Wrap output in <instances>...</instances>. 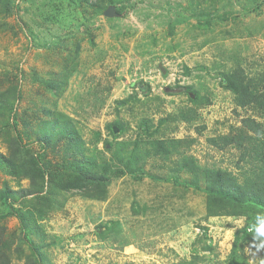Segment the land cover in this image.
Segmentation results:
<instances>
[{"label":"rangeland","instance_id":"rangeland-1","mask_svg":"<svg viewBox=\"0 0 264 264\" xmlns=\"http://www.w3.org/2000/svg\"><path fill=\"white\" fill-rule=\"evenodd\" d=\"M237 70L256 92L264 0H0V264L264 263L249 231L264 183L205 142L242 136L247 116L264 128L221 85ZM75 165L108 184L68 189ZM211 167L239 203L205 191Z\"/></svg>","mask_w":264,"mask_h":264},{"label":"trees","instance_id":"trees-1","mask_svg":"<svg viewBox=\"0 0 264 264\" xmlns=\"http://www.w3.org/2000/svg\"><path fill=\"white\" fill-rule=\"evenodd\" d=\"M243 73L241 70H237L235 74H226L222 75V80L224 83L221 85L226 89L230 90L233 94L239 95L241 97L240 105H250L254 104L255 106L261 108L264 111V77L261 80V86L256 92H252L247 84H244L243 82ZM190 101H193L189 98ZM14 114L12 115V122L10 124V128L16 131L15 128V122ZM145 124V121H143ZM147 124V123H146ZM240 124L242 128L245 130V132L242 134V136H209L205 138V142L207 147L215 149L217 151H224L228 148H232L237 150L239 154V158L237 160V167L241 169L239 166L240 162L248 161L250 164V167L247 171L251 172V175H255L253 177L254 179H258L259 185H262L264 183V128L263 124L260 122H257L254 118H251L250 116L243 117L240 119ZM113 126H115L113 124ZM120 128V126L118 127ZM202 129L204 126L201 127ZM16 142L20 143V136L18 133H16ZM178 143V142H177ZM156 148L153 151V154H159L163 152L165 155H168L169 150H167L166 146L167 144L165 142L157 141ZM42 156H39L37 158H32V161H36L39 165L38 171L40 174V177H44V171L45 168L48 166V163L41 162ZM38 159V160H36ZM195 160V159H194ZM194 161L192 158H184L181 160L180 167L190 171L192 174H197L196 169L193 166ZM68 168V167H67ZM69 171L73 172L75 181L66 183L64 185H67L68 189H77V188H84L88 185H99L100 190L105 188V186L108 184V177H104L103 175L93 174L91 172H87L82 170L81 167L78 165L71 166L68 168ZM226 173L223 172L221 169H217V167H211L206 168L201 174V179L206 182L205 191L208 194H212L214 196H219L220 199L234 201L236 203H239V198L234 197L235 192H232V189L230 188V185H219V182H223V176ZM194 185H197L196 182H194ZM218 185V187H217ZM259 186H257L258 188ZM3 193L2 198L5 201H13L11 193L9 194L7 191ZM260 193V195L254 196L253 198L257 200H252V204L255 205L258 208H264V193L262 192H256ZM262 193V194H261ZM25 194L22 192L20 198H24ZM8 214L13 215L17 218L19 222V226L21 229V233H25L24 228V221L23 214H21L20 211L14 210L12 208V204L8 203ZM248 229H241L236 232L235 239L233 243V250L235 249L237 242L242 240L247 233ZM29 250L31 253V256L35 258L36 253L32 246H29ZM257 264H264V263H257Z\"/></svg>","mask_w":264,"mask_h":264},{"label":"clouds","instance_id":"clouds-1","mask_svg":"<svg viewBox=\"0 0 264 264\" xmlns=\"http://www.w3.org/2000/svg\"><path fill=\"white\" fill-rule=\"evenodd\" d=\"M256 218L259 224L250 227L249 231L254 233V239L261 240V247H264V214L258 213Z\"/></svg>","mask_w":264,"mask_h":264},{"label":"water","instance_id":"water-1","mask_svg":"<svg viewBox=\"0 0 264 264\" xmlns=\"http://www.w3.org/2000/svg\"><path fill=\"white\" fill-rule=\"evenodd\" d=\"M104 15L107 16V17L115 16V13H114L113 7H108V8L105 10ZM179 90L182 91L183 89H179Z\"/></svg>","mask_w":264,"mask_h":264}]
</instances>
